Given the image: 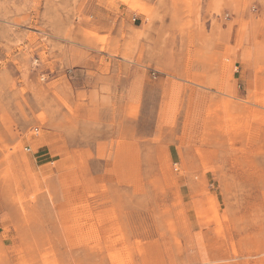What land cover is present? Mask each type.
I'll list each match as a JSON object with an SVG mask.
<instances>
[{
  "label": "rangeland",
  "instance_id": "374dc122",
  "mask_svg": "<svg viewBox=\"0 0 264 264\" xmlns=\"http://www.w3.org/2000/svg\"><path fill=\"white\" fill-rule=\"evenodd\" d=\"M0 264H264V0H0Z\"/></svg>",
  "mask_w": 264,
  "mask_h": 264
}]
</instances>
